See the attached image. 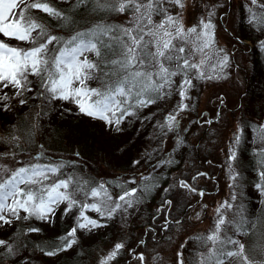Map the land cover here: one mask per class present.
<instances>
[{
  "label": "snow or ice",
  "instance_id": "snow-or-ice-1",
  "mask_svg": "<svg viewBox=\"0 0 264 264\" xmlns=\"http://www.w3.org/2000/svg\"><path fill=\"white\" fill-rule=\"evenodd\" d=\"M85 2L78 0L80 4ZM91 2L93 11L130 12L128 26L96 23L84 30H76L66 38L58 37L50 33L41 18L32 15V10H38L56 18L62 25L74 23L70 15L52 6L50 0H0V35L30 45L27 48L12 47L0 40V91L9 87L15 89L14 95L21 97L19 102L24 104L25 92L32 91L29 76H35L39 81L38 95L45 100L71 101L80 113L118 126L126 116L133 114V109L144 108L170 95L172 90L180 97L177 108L184 111L188 107L184 101L188 99L194 79L215 80L226 75L224 69L229 66V55H210L215 43L214 10H207L198 24L185 28L183 10L187 7L186 0ZM166 3L180 11L173 15L164 6ZM257 3L258 0H251L252 5ZM259 7L264 8V5ZM248 11L249 23L258 30H264V11L257 12L251 7ZM153 16H159V21H154ZM259 47L264 50V41L259 42ZM85 53L94 55L96 59H90ZM197 53L200 54L199 59H190ZM213 55L218 56L215 63H212ZM177 76L181 77L178 85L173 79ZM90 81H95L97 86H90ZM8 99L6 93L0 95V101ZM3 107L6 109L7 103ZM177 125V116L170 114L161 128L167 127L171 131ZM255 131L256 138L264 141V125L256 127ZM240 133L238 127L228 149L230 188H235L239 179L233 161L236 159L235 147L241 141ZM6 139L9 143H18L19 138L12 134ZM258 156L260 183L256 187L264 194V148L260 149ZM64 166L63 162H28L17 168L0 164V222L11 223L9 217L48 220L62 203L66 204L65 213L78 208L76 226L66 236L60 237L58 244L49 247L45 252L49 256L72 247L76 242L77 229L91 230L100 226L85 215L87 211L111 218L139 202L137 188H125L124 184L118 183L121 194L113 198L104 183L89 186L88 181L78 178H62ZM141 180L144 181L141 190L145 193L156 186L154 177L142 176ZM128 183H135V180ZM180 187L196 191L184 181H180ZM77 193H83L85 199L91 197L93 202L76 199ZM231 199H236L235 193ZM232 209L233 204L228 200L215 209L213 228L207 234L195 237L205 251L197 253L192 264H264V233H260L253 247H247L227 234L232 230L248 235L249 227L256 229L259 223L248 221L242 215V208L228 218L226 212ZM21 212L26 215L21 216ZM236 216L240 218L236 219ZM29 231L39 229L31 228ZM6 243L0 240V245ZM123 246L116 243L113 250L101 258L100 264H109ZM7 248L8 254H12V246L7 245ZM256 252L261 254L260 259H257ZM182 255V252L177 253V264H185ZM138 258L143 264L142 253Z\"/></svg>",
  "mask_w": 264,
  "mask_h": 264
},
{
  "label": "rangeland",
  "instance_id": "rangeland-1",
  "mask_svg": "<svg viewBox=\"0 0 264 264\" xmlns=\"http://www.w3.org/2000/svg\"><path fill=\"white\" fill-rule=\"evenodd\" d=\"M239 2L240 0H186L187 7L183 10V24L185 28L198 24L200 18L207 14V10H214L215 15L212 17V21L216 26L215 43L210 55L212 53H218V56H223L224 54L229 55V66L224 69L226 75L215 80L194 79L193 87L188 91V99L184 101V103L188 105L184 111H180L177 108V105L180 103V97L175 90H172L170 95L158 99L154 104H149L144 108H137L138 110L133 112L131 115L132 119L130 118L126 122L128 125L127 129L124 132H121L123 138L127 139L130 137L131 140L129 143H136L140 138L141 140L144 138L145 140H148V142L143 141L141 149L137 152V156H140L141 158L139 159L135 156L133 161L128 163L131 167L137 163L133 169L138 171L129 175V181L134 179L135 183L127 182L124 184V187L129 189L137 188L139 202L134 204L132 208L127 209V211L117 212L111 218L101 216L97 212L91 210L85 213L86 216L96 220L100 225V230L92 233L89 232H91L93 228L86 232H84L85 229L80 228L77 229L75 234V237L79 236L80 239H82L77 242L78 247L80 248V246H82L84 249L90 251L92 257L90 258L89 264H100L101 258L113 250L114 245L117 243L116 241L120 240L124 234L129 233L128 228H124L123 224H127L129 221L134 222L137 219L140 222L147 221L148 212L146 211V207L151 200L147 199L151 198L154 192H159L158 189L160 188L156 189L155 186L149 192H143L141 190V185L144 181L141 180V177H154L155 185L157 182L160 183L161 180L166 179L163 178V175H165V167H162L163 164L161 166H159V164H157V166L153 164L155 159L160 161V158H163L164 162L166 161V155H162V152H165V149L169 148L171 155H173L172 157L175 156L174 161L177 165L175 169L178 170L177 172L172 170L171 179L169 181L175 182V179L177 178L175 173H178L181 169L189 168V173L187 172L185 175L187 177L186 180H189L194 175L195 179L193 178L194 181L190 180V186H196L198 190H196V192L188 191L186 193V202L189 203V205L183 210L180 218L181 220H176L174 224L169 227L166 232L169 233L168 238L160 242L158 240L159 237L154 233V235H156L154 239L159 242L145 243L146 249L143 248L138 253H142L144 256L143 264H177L178 252H182L183 260L189 259V262H191L190 264H192L195 256L188 252V250L192 248L194 244L199 243L195 240L196 236L205 235L213 228L216 217L215 209L218 205L225 200H228L233 204V209L226 212L228 218H232L234 214L241 209V204L239 205L237 201L232 200L231 197L234 193L236 195V192H240L245 196L244 190L247 188V184H252L251 180L247 183L245 180L251 175V170H254V167L260 168L258 152L261 148H264V141H260L256 138L257 133L255 131L256 127L264 125V89L261 90L260 87L261 85L264 88V72H261V74H258L255 77V79L261 80L260 84L252 78V82L258 83L259 88L252 89L249 98H245L247 93L246 90L249 88V83H246V80L249 82L251 77L248 76L252 75V64L248 52L250 44L239 41L235 36L231 35V31L228 29V26L232 27V24L235 23L240 8L238 5ZM241 4L242 7L246 9L251 7L254 11L262 12V7L258 8V3L257 5H252L251 0H241ZM259 5H264V0H260ZM164 6L168 8L169 12L173 15L180 11L179 8L167 3ZM121 16L123 18L118 25L128 26L131 13L126 12ZM159 19V16H153L154 21L158 22ZM249 25L252 29L256 28L250 23ZM220 49H223V51L219 52L218 50ZM85 55L89 56L90 59H96L95 56L90 53H85ZM218 56L213 55L212 63L216 62ZM199 58V53L194 57H190V59ZM173 79L176 85L181 81L180 76L174 77ZM252 82H250L251 85ZM89 84L92 87L97 86L95 81H90ZM12 93H15V90ZM29 100L30 102L32 101V95L29 96ZM47 101L48 100H46L45 103ZM42 103L43 102L40 98L35 100L36 106L39 104L42 105ZM208 109L211 110L210 113ZM0 111L9 112L11 114L15 113L10 104H8L6 109L3 106H0ZM63 111L67 112L65 116L63 115ZM28 112H31V110H28ZM138 112H141V114L138 115ZM51 114L52 116L50 118L52 120H58L60 116H63V120L65 121L63 122V127L67 129L68 121L75 120L70 130H72L73 133L77 130L78 137L82 136L83 128H86V126L81 123L90 121V119L80 117H85L86 115L80 113L77 106L71 101H64L62 104H58L57 108H55L54 112L52 111ZM170 114L176 115L178 120V125L171 131L167 127L161 128V124L164 123L165 118ZM197 115L200 118L199 123H197V118H195ZM74 116L79 118H75ZM0 119L3 124L12 122L11 116L8 114L0 116ZM76 120L81 123L78 124V121ZM95 120L93 128L103 126L102 129L106 131L108 128L106 126L107 124L103 120ZM145 120H147L149 124L148 130L144 129L145 126L143 124L145 123ZM208 121H211V123H208ZM96 122L99 124L103 123V125H99ZM238 127L241 130V141L239 145L235 147L236 159L233 161V166L236 172L239 173V179L237 181V186L235 188H230L229 185L231 181L228 177L227 156L230 143L233 140ZM143 131L146 133L144 137L139 135ZM175 131L180 134V137L173 147L176 140V137H174L173 140ZM105 135L106 134H101L99 136V133H97L95 139L98 142L101 140L99 142L101 143L106 141L107 136ZM44 136L45 133L41 134L39 139L41 137L42 144L47 145L48 142ZM192 145L195 147L193 156H197L195 159L197 165L194 167L196 170L190 168V165L186 162V158L180 160L178 157L182 150H191ZM38 146L39 145H37L36 142L32 143V139L29 138L27 134L24 136L18 147H16V145L14 147L11 144L6 143L4 139H0V157L5 159L11 155L12 152L19 151L20 154L16 153L14 159L18 162L21 158L28 163L31 162V159L35 156L33 155L34 153L30 152H35L39 148ZM100 146L102 145L98 144L96 147ZM242 150H246V152H242ZM23 151H25V153ZM27 151H29V154ZM98 151L99 149L96 152ZM191 154L192 152H188L185 157L190 156ZM102 159L101 156L97 155L96 164L90 163V167L92 168L93 166L94 168L100 169V171L106 172V167L101 161ZM121 160L122 159H119L118 162L123 163ZM128 164L127 167L129 166ZM4 165H6V163H4ZM10 167H12V165H10ZM196 171L201 172L199 173ZM201 173L205 175H199ZM69 176L74 179L78 178L81 181H88L89 186L93 182L95 183V180L102 179H91L89 173L84 174V171L81 174H75L74 176L68 175V177ZM110 180L114 181V178L109 179L105 187L108 192L113 194V198H115L117 195L121 194V188L117 186L118 183L114 182L113 184ZM178 184H180V182H178ZM199 188L203 190H199ZM257 190L258 198L260 195V200H262V194L258 188ZM201 192H203L204 195H200ZM76 199L83 202L86 201L87 203L93 202L91 197L85 199L83 193H77ZM262 204L263 205L254 218V222H259L257 223V228L253 229L251 235L247 238V241L243 234L235 233L232 230H229L227 234L231 235L233 239L239 240L241 243H243L242 241H246L247 247H253L260 238V229H264V200H262ZM65 207L66 204H60L56 207L54 215H51L46 221L51 223L52 220H55V217L58 214L61 212L64 214ZM152 208L155 207L152 206ZM164 208L165 206L163 209ZM76 209L77 208H73L71 210V213L76 212L74 215L75 218L79 215V210L76 211ZM198 213L199 216H197ZM235 218L239 219V216H236ZM106 220L109 224L107 223L108 226L104 228V222ZM167 224L164 222L162 228L166 229ZM74 227L75 226H71L70 229ZM107 231L110 233L108 234L110 236L106 235V233H108ZM102 237H108L109 240H102ZM181 245H184V247L181 248ZM202 251H205L204 247ZM138 254L135 253L133 256L134 264H141ZM255 254L257 259L261 258L259 252H256ZM33 259H36V257H33ZM187 262L185 261V264H188ZM56 264L59 263L57 262ZM109 264L114 263L110 261ZM115 264L120 263L116 262Z\"/></svg>",
  "mask_w": 264,
  "mask_h": 264
},
{
  "label": "trees",
  "instance_id": "trees-1",
  "mask_svg": "<svg viewBox=\"0 0 264 264\" xmlns=\"http://www.w3.org/2000/svg\"><path fill=\"white\" fill-rule=\"evenodd\" d=\"M50 3L52 6L63 11L65 14L70 15L74 23H71L69 25H62L56 18L49 17L47 14L38 10H32V15L41 18L42 22L48 26L50 33L58 37L66 38L70 36L74 31L84 30L85 28L91 27L96 23L118 25L120 23V20L123 18L121 15L125 14L118 12L93 11L94 5L92 4L91 0H86V2L83 4L78 3V0H50ZM259 4L260 0H258V8ZM238 5L240 8L238 10V15L235 19V23L232 24V27L228 26V29L231 31V35L235 36L239 41L245 42L246 44L248 42V44H250V49L248 52L252 64V75H247L248 77H251V80H249V82L246 80V83H249V88L246 90L247 93L245 95V98H249L252 89L259 88L261 80L255 79V77L258 74H261V72H264V50H261V48L259 47V42L264 41V30H258L257 28L252 29L249 25L248 9L242 7L241 0ZM261 11H264V9L262 8ZM0 40L4 41L12 47H30L27 42L9 39L4 37L3 35H0ZM252 78L259 84L253 83ZM29 79L32 81V84L30 85L32 91L25 92L23 98L26 100V103L24 104H21L19 102L21 97H17L14 95V93H12L15 89L9 87L3 89L5 91H0V95L6 93L9 97L7 101H0V106H3L5 103H7V105L10 104L15 111V113L12 114L9 112L0 111V116L8 114L11 116L12 121L8 124H3L0 119V137L5 138L4 141L6 143H9L6 138L11 136L12 134H15L19 138L18 143L12 142L9 144L14 147L16 145V147H18L22 142L24 136L27 134L29 138L32 139V143L36 142L37 145H39V148L35 152H30L34 153L33 155H35L31 159V162L41 164L50 162H63L65 166L61 170L63 173L62 178H67L68 175L74 176L75 174H81L84 171V174L89 173L91 179L102 178L101 180H95V183L92 181L93 183L90 186L98 185L100 183H104V185L106 186L108 180L113 178L114 181L110 180L113 184L114 182L126 184L130 180L129 175L138 171L133 169V167L136 166L137 163H135L132 167L128 163L133 161V158L137 156V152L141 149L143 141L148 142V140H145L144 138H142L141 140L140 138L136 143H129V141L131 140L130 137H128L127 139L123 138V134L121 132H124L127 129L128 125L126 122L130 118L132 119V116H126L118 126L115 124H104L108 127V130L106 129V131L102 129L103 126L99 128H93L94 122L96 121L95 119H91V117L80 116L81 118L90 119V121L81 123L80 121L76 120L78 121V124L81 123L86 126V128H83L82 136L78 137L77 130L74 133L72 132V130H70L75 120L68 121L67 129L63 127V122H65L63 120V116H60L58 120H52L50 118L52 116L51 112H54L55 108H57V105L62 104L64 101L54 100L51 102L47 101L45 103L46 100L38 95V92L40 90L37 87L39 83L37 77L29 76ZM250 82H252V85L250 84ZM260 87L261 90L264 89L261 85ZM30 95H32L31 102L29 100ZM38 98H40L43 103L42 105L39 104L38 106H36L35 100ZM28 110H31V112H28ZM135 110L138 109L135 108L132 111L134 112ZM208 111L209 113L211 112V110L209 109ZM37 113H39V116H37ZM66 113L67 112L63 111L64 116ZM139 114H141V112H138V115ZM76 116L74 117L79 118ZM195 118H197V123H199V116L197 115ZM101 124L103 125V123ZM33 125H35V127ZM143 125L145 126V130L149 129L147 120H145V123ZM44 133V137L48 142L47 145L42 144L41 137L39 139V136ZM97 133H99V136L101 134H106V141L99 143L101 140H99L98 142L95 139ZM145 134L146 133L143 131L139 135L144 137ZM174 137H176V140L173 147L178 142L180 134L176 133L175 131L173 140ZM98 144H101L102 146L96 147L98 146ZM98 149L99 151L96 152ZM194 149L195 147L192 145L191 150H182V152L178 155L180 160L186 158V162L190 165V168L192 170H196V168L194 167L197 165L195 163V159L197 158V156H193ZM164 151L165 152H162V155H166L165 160L168 162H164V159L160 158V161L155 159L153 164H155L156 166L157 164H159V166L163 164L162 167H165V175H163V178L166 179L161 180L160 183L157 182L156 189L160 188L158 189L159 192H154L153 196L147 199H151L150 203L146 207V211L148 212L146 219L147 221L140 222L137 219L134 222L129 221L127 224H123L124 228H128L129 233L124 234V236L120 240L116 241L117 243H122L124 246L122 249H120L119 254L115 257V259L112 260L114 264L116 262L120 264H134L133 256L135 255V253L138 254L143 248L146 249V242H161L164 239L168 238L169 233L166 232L168 231L169 227L174 224L176 220H181L180 218L182 216L183 210L187 205H189V203L186 202V193L188 191L190 192V190L180 187V184H178V182L184 181L190 186V180L194 181V175L189 180H186L187 177L185 175L187 172L189 173L190 169L184 168L181 169L178 173H175V176L177 177L175 179V182H170L169 180L171 179L172 170H174V172H177L178 170L175 169L177 166L174 161L175 156L172 157L173 155H171V151H169V148L165 149ZM23 152L25 153V151ZM188 152H192V154L185 157ZM242 152H246V150H242ZM16 153L20 154L19 151H16L14 153L12 152V154L5 159L0 157V164L4 165V163H6L9 168H17L26 164L27 162H25L21 158L18 162L14 159V155ZM27 153L29 154V151H27ZM98 153H100L101 155ZM97 155L103 158L101 161L106 167V172L100 171V169L94 168L93 166V169L90 167V163L96 164ZM37 157H40V159H36ZM137 158L140 159L141 157L137 156ZM119 159H122L121 162L123 163L118 162ZM127 164L129 165L128 167ZM10 165H12V167H10ZM201 171L196 172L200 173ZM259 172L260 168L254 167V170H251V175L246 178L245 182L247 183L251 180L252 184H247V188L244 190L245 196H243L240 192H236L235 199L237 203L239 205L241 204L242 206V215L248 221L252 222H254V218L257 215V212L263 205L262 200H264V194H262L261 191L260 192L262 194V200H260V195L258 198V190L256 187V185L260 183ZM182 179H185L186 181ZM191 188L198 190L196 186ZM165 189H167V191H165ZM199 190L203 189L199 188ZM111 195L113 196V194ZM152 206H154L155 208H152ZM164 206L165 208L163 209ZM77 210L78 208L76 209V211ZM62 213L63 212L58 214L59 217L57 215L55 217V220H52L51 223L46 220L37 219L35 217H30L29 219H16L14 217H9L11 223L0 222V240L7 242L5 245H0V264H56L57 262L59 264H89L90 258L92 256L90 255V251H88V249H84L82 246H80V248L78 247L77 242L82 240L79 236H76L74 238L76 242L72 245V247L67 248L64 251H58L55 255L52 256L45 254V252L49 250V247L51 245L59 243L60 237H64L67 235L71 226H76L77 218L74 217L76 212H68L64 214ZM20 215L24 216L26 215V213L21 212ZM164 222L165 224L168 223L166 229L162 228ZM104 223V228H106L109 223L107 220ZM31 228L39 229V231H29V229ZM87 230L88 229H85L84 232H86ZM97 230H100V226L93 228V230L89 233ZM260 230L261 233H264V229ZM252 231L253 229L249 227L248 235H244L246 241L247 238L251 235ZM154 233H156V235L159 237V241H156V239H154V237L156 236L154 235ZM108 234H110L109 232L106 233V235L110 236ZM102 240L108 241L109 238L102 237ZM246 241H242L243 244L246 245ZM7 245L12 246V254H8ZM202 250L203 247L200 246L199 243H196L192 248L188 250V252L196 256V254ZM33 257H36V259H33ZM184 261H188V264L191 263L189 262V259H186Z\"/></svg>",
  "mask_w": 264,
  "mask_h": 264
},
{
  "label": "bare ground",
  "instance_id": "bare-ground-1",
  "mask_svg": "<svg viewBox=\"0 0 264 264\" xmlns=\"http://www.w3.org/2000/svg\"><path fill=\"white\" fill-rule=\"evenodd\" d=\"M248 43V42H247Z\"/></svg>",
  "mask_w": 264,
  "mask_h": 264
}]
</instances>
